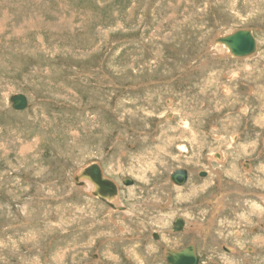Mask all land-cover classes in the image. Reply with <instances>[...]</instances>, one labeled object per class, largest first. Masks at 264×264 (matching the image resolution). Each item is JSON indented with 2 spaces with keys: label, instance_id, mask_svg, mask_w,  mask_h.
<instances>
[{
  "label": "rangeland",
  "instance_id": "1",
  "mask_svg": "<svg viewBox=\"0 0 264 264\" xmlns=\"http://www.w3.org/2000/svg\"><path fill=\"white\" fill-rule=\"evenodd\" d=\"M238 30L250 56L217 40ZM90 164L123 211L74 185ZM255 194L264 0H0V264H167L188 245L197 264H264Z\"/></svg>",
  "mask_w": 264,
  "mask_h": 264
},
{
  "label": "water",
  "instance_id": "2",
  "mask_svg": "<svg viewBox=\"0 0 264 264\" xmlns=\"http://www.w3.org/2000/svg\"><path fill=\"white\" fill-rule=\"evenodd\" d=\"M219 43L224 44L229 50L230 54L237 58L247 57L254 53L255 42L254 38L249 30H238L232 34L219 37L217 39ZM11 106L14 110H22L27 106L26 98L22 95H15L11 99ZM205 175L204 172L201 173ZM79 178L87 179L94 184V196H99L100 199L115 197L116 189L112 181L104 178L101 174V170L96 164H90L82 169L79 173ZM169 179L175 184H182L187 179V173L185 170L174 171ZM128 179L124 180L125 185L130 184ZM177 219V218H176ZM179 220V221H178ZM183 219L178 218L173 224V230H180L178 223ZM157 238V235L153 236ZM228 251V249H227ZM167 264H197L198 258L195 254V249L192 245H188L183 249L175 251H167L166 253Z\"/></svg>",
  "mask_w": 264,
  "mask_h": 264
},
{
  "label": "bare ground",
  "instance_id": "3",
  "mask_svg": "<svg viewBox=\"0 0 264 264\" xmlns=\"http://www.w3.org/2000/svg\"><path fill=\"white\" fill-rule=\"evenodd\" d=\"M215 155V154H214ZM220 156V155H219ZM222 156V155H221ZM223 157H225V155L223 156ZM221 159V158H220ZM97 165V164H96ZM224 165V164H223ZM98 166V165H97ZM99 167V166H98ZM245 167V166H244ZM82 169H85V168H83L82 167ZM81 169V170H82ZM99 169L101 170V168L99 167ZM81 170H79L78 171V173L76 174V176L74 177V179H76V182H75V184L74 185H78V186H83V187H80L81 188V190L82 191H84V193L85 194H89V195H91V196H93V197H96V196H94V191H95V188H94V184L91 182V181H89V180H87V179H81V178H79V173H80V171ZM202 172H204V173H206V175H204V177H208V173L206 172V171H202ZM101 174H102V176L104 177V178H106L105 177V175L103 174V172H102V170H101ZM199 174H200V172H199ZM187 178H188V176H187ZM108 179V178H107ZM108 180H110V179H108ZM110 181H112V180H110ZM218 181V180H217ZM112 183L114 184V187H115V189H116V193H115V197H113L112 199H110V198H105V199H100V197L99 196H97L96 198H98L99 200H101L102 202H104L110 209H113V210H118V211H123L124 210V206H122L121 205V203H120V198H118V196H119V188H118V186H116L117 184H115L114 183V181H112ZM173 183V182H172ZM87 184V185H86ZM176 185H178V184H176ZM179 185H182V184H179ZM80 188H79V190H80ZM256 195V194H255ZM256 199H258V201H260V203L264 206V195H256ZM222 200V199H221ZM118 201V202H117ZM217 201V204H218V206L220 205V200H216ZM209 203H210V201H209ZM217 204H215V207H214V209L216 210V208H217ZM211 205V204H210ZM211 208V207H210ZM213 209V210H214ZM126 210V209H125ZM112 212V211H111ZM179 216V215H178ZM178 219V218H177ZM177 219L175 220H173V223H172V226H173V224H174V222L175 221H177ZM179 221V220H178ZM181 221L178 223V227L180 228V226H181V229L180 230H173V228H172V230L173 231H175V233H177V232H180V231H187V229L189 228L188 227V224L186 223V220H183V224L181 225ZM171 232V231H170ZM156 235V234H155ZM165 251H166V249H165ZM168 251V250H167Z\"/></svg>",
  "mask_w": 264,
  "mask_h": 264
},
{
  "label": "flooded vegetation",
  "instance_id": "4",
  "mask_svg": "<svg viewBox=\"0 0 264 264\" xmlns=\"http://www.w3.org/2000/svg\"><path fill=\"white\" fill-rule=\"evenodd\" d=\"M205 175H206V173H205ZM187 180V179H186ZM178 218H180V217H178ZM157 235V234H156Z\"/></svg>",
  "mask_w": 264,
  "mask_h": 264
}]
</instances>
